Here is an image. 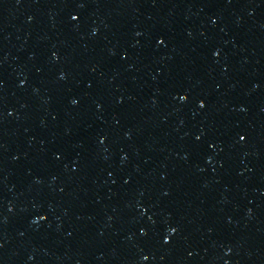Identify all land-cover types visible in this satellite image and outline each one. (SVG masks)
<instances>
[{"label": "water", "instance_id": "95a60500", "mask_svg": "<svg viewBox=\"0 0 264 264\" xmlns=\"http://www.w3.org/2000/svg\"><path fill=\"white\" fill-rule=\"evenodd\" d=\"M0 264H264V0H0Z\"/></svg>", "mask_w": 264, "mask_h": 264}, {"label": "snow or ice", "instance_id": "6c2138e0", "mask_svg": "<svg viewBox=\"0 0 264 264\" xmlns=\"http://www.w3.org/2000/svg\"><path fill=\"white\" fill-rule=\"evenodd\" d=\"M71 19H72V20H76L77 17H76V16H72ZM156 43H157V44H160V43H162V41H161L160 39H157ZM213 55H216V53H213ZM179 99H180L181 101H184V100H185V97H184L183 95H181V96L179 97ZM72 103L75 104L76 101L73 100ZM198 107L203 108V107H204V104H203L202 102H201V103H198ZM197 139H199V137H197ZM240 139L243 140L244 137L241 136ZM40 219L43 220L44 217H43V216H40ZM34 223H35V221H34ZM173 231H174V230H173ZM143 234H144V233L142 232L141 235H143ZM163 242H164L165 244L168 243V239H167V237H165V239H164ZM145 259H146V257H145Z\"/></svg>", "mask_w": 264, "mask_h": 264}]
</instances>
